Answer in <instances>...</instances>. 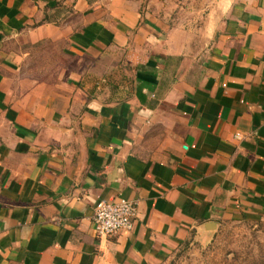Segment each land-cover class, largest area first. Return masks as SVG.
<instances>
[{"label":"crops","instance_id":"1","mask_svg":"<svg viewBox=\"0 0 264 264\" xmlns=\"http://www.w3.org/2000/svg\"><path fill=\"white\" fill-rule=\"evenodd\" d=\"M260 219L264 0H0V264H166Z\"/></svg>","mask_w":264,"mask_h":264},{"label":"rangeland","instance_id":"2","mask_svg":"<svg viewBox=\"0 0 264 264\" xmlns=\"http://www.w3.org/2000/svg\"><path fill=\"white\" fill-rule=\"evenodd\" d=\"M166 264H264V219L228 223L211 243L186 247Z\"/></svg>","mask_w":264,"mask_h":264},{"label":"built area","instance_id":"3","mask_svg":"<svg viewBox=\"0 0 264 264\" xmlns=\"http://www.w3.org/2000/svg\"><path fill=\"white\" fill-rule=\"evenodd\" d=\"M136 205L128 200L101 201L95 207L94 230L99 238H111L133 229Z\"/></svg>","mask_w":264,"mask_h":264}]
</instances>
